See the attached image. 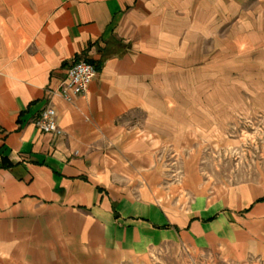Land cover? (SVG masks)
<instances>
[{"label": "crops", "instance_id": "0c3cea01", "mask_svg": "<svg viewBox=\"0 0 264 264\" xmlns=\"http://www.w3.org/2000/svg\"><path fill=\"white\" fill-rule=\"evenodd\" d=\"M262 22L264 0H0V264H123L165 246L264 264V196L166 197L160 155L177 138L129 118L211 41ZM80 59L97 76L66 102ZM50 107L61 136L36 125Z\"/></svg>", "mask_w": 264, "mask_h": 264}, {"label": "rangeland", "instance_id": "374dc122", "mask_svg": "<svg viewBox=\"0 0 264 264\" xmlns=\"http://www.w3.org/2000/svg\"><path fill=\"white\" fill-rule=\"evenodd\" d=\"M159 105L129 116L177 138L161 154L163 195L188 202L248 186L264 196V22L211 41L207 57L189 73L171 76ZM264 201V197L261 198ZM227 251L165 246L123 264H252Z\"/></svg>", "mask_w": 264, "mask_h": 264}, {"label": "built area", "instance_id": "2783aa9c", "mask_svg": "<svg viewBox=\"0 0 264 264\" xmlns=\"http://www.w3.org/2000/svg\"><path fill=\"white\" fill-rule=\"evenodd\" d=\"M96 76V66L85 59H80L68 68L65 80L59 87L57 94L64 101L72 102L76 97L87 93ZM36 125L46 134L56 137L63 134L57 123V112L54 107L43 110L37 119Z\"/></svg>", "mask_w": 264, "mask_h": 264}]
</instances>
